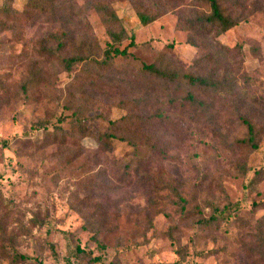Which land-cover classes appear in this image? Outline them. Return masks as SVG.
<instances>
[{
  "label": "rangeland",
  "instance_id": "obj_1",
  "mask_svg": "<svg viewBox=\"0 0 264 264\" xmlns=\"http://www.w3.org/2000/svg\"><path fill=\"white\" fill-rule=\"evenodd\" d=\"M28 1L12 5L24 25L0 30V264H176L179 248L183 264H264V0H220L238 22L216 39L198 35L197 46L183 23L205 0H45L67 6L39 20ZM88 3L108 4L119 21L106 25ZM137 11L161 15L143 25ZM109 30L125 31L118 49L132 35L136 46L105 73L88 63L79 78L40 56L67 35L63 54L101 59ZM152 63L211 72L233 93L192 103L184 85L161 91L141 80ZM40 69L41 84L25 92ZM78 108L95 133L124 116L154 123L133 138L155 192L135 167L124 170L130 146L107 154L70 127ZM241 117L255 125L256 149L241 141Z\"/></svg>",
  "mask_w": 264,
  "mask_h": 264
},
{
  "label": "trees",
  "instance_id": "obj_2",
  "mask_svg": "<svg viewBox=\"0 0 264 264\" xmlns=\"http://www.w3.org/2000/svg\"><path fill=\"white\" fill-rule=\"evenodd\" d=\"M14 1L15 0H3V4L0 5V30L9 28L7 22H12V24H14L13 28H19L20 25H24V23H22L25 19L24 14L12 10ZM161 1L165 2L166 0ZM167 1L171 3L174 2V0ZM235 1L237 2V0ZM44 2L45 0L28 1L30 7L34 8L35 10V12L32 14L30 13V15L35 16L37 20L45 16L46 12H48V14L50 15H55L57 10L60 11L62 8L67 6L65 5V2L56 5L53 9H50ZM205 2L206 4L203 10H191V15H189L183 23V26L188 29L191 34H194V37H192L191 35L189 43L195 46L198 45L195 39V37H198V35H211V39H216L219 35L234 27L238 22L237 19L232 18L229 10L227 9V7H224L222 5L220 0H205ZM89 4L90 3H88V7ZM91 6H93V8H95V10L99 14H101L106 25L113 26L117 21H119L116 13L108 4L96 3L95 5ZM137 14L140 22L143 25H147L155 21L161 15L159 14L157 16H151L142 11H137ZM108 32L112 37L113 42L103 50V57L101 59H96V57L89 54L83 55L82 53H76L74 55L63 54L64 50L68 46L67 35H62L61 37L54 36V39L57 41V46L55 48L42 46L40 50V56L50 60L57 59L59 61L60 67L64 72L75 73L78 71L76 76L79 78H82V76H80L79 74L81 72V70H79V67L88 63L95 65V68L98 71L105 73L113 68L112 64L116 57L129 56L130 52L128 51V49L136 46L135 38L132 35L130 37L129 45L120 50L116 45L125 37V31L115 33L109 30ZM202 59L203 58L198 59V61L196 62L197 65L200 64ZM204 59H207V62H215L217 65L219 64L217 58L212 53H208L204 57ZM40 76L41 69L39 71H30L29 78L22 85L24 91L26 92L27 89H29L31 86L41 84L42 77ZM140 79L143 80L146 84H151L150 86L152 87L159 88L161 91H168L170 86H173L175 90H177L182 85H184L187 91L186 100L191 101L192 103H197L199 97L204 94L216 97L218 95V92L222 91L224 87L229 88L226 91L229 93H233V91L231 90H234V85L232 84L231 80L226 78H224L223 80H215L214 75L211 72L207 74L190 73L182 75L178 74L176 70H169L155 63L143 65V70L140 72ZM84 115L85 113L81 109H76L73 112V119L70 122V127L72 129H76L82 136H90L94 138L100 149L107 154H114L117 153V151H121L123 154L121 157H124L126 156V153L124 152L125 149L120 147L130 146L132 148V153L126 160L124 170L128 172L133 167H135L137 174H140L142 177L143 185H150V187L152 188L151 192H155V190H157L155 189L157 183L153 181V177L151 176L152 174L148 172L146 165L139 157L137 145L134 142L133 138V136L135 137V135L137 134V131L145 128L146 125L148 127H154V123H151L148 119H144L139 116H124L120 117L119 119L109 121L108 126L103 131L95 133L86 124L87 117H85ZM241 119L242 122L246 125L248 133L247 138L241 141L250 144L254 149H256L255 125L252 124L246 117H241ZM56 130H60L61 132H63V128L59 126L56 127ZM64 137L65 135L63 136V138ZM175 193L176 196L182 202H184L185 205V199L181 197L178 191H175ZM184 205H182V209L184 208ZM176 252L178 254L176 264H183V248L177 249ZM25 258L26 256L20 253H18L16 256V260L18 261H23Z\"/></svg>",
  "mask_w": 264,
  "mask_h": 264
}]
</instances>
